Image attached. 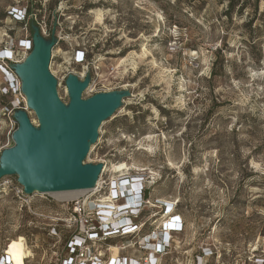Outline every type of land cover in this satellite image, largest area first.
Instances as JSON below:
<instances>
[{"label":"rangeland","instance_id":"1","mask_svg":"<svg viewBox=\"0 0 264 264\" xmlns=\"http://www.w3.org/2000/svg\"><path fill=\"white\" fill-rule=\"evenodd\" d=\"M29 1L0 0V19ZM230 3L237 6L227 14ZM50 21L61 42L50 72L64 103L63 78L83 73L73 64L79 47L100 66L83 98L128 95L84 162L106 168L104 190L90 199L106 197L124 177L146 186L155 231L170 222L164 206H171L182 233L165 264H199L200 252L213 249L219 264L264 263V0H58ZM6 26L0 22L3 42ZM121 163L128 170L112 174ZM56 194L33 196L37 215L3 197L0 245L11 241L13 264L27 258L20 237L32 253L26 264H58L62 242L46 226L67 202Z\"/></svg>","mask_w":264,"mask_h":264},{"label":"built area","instance_id":"2","mask_svg":"<svg viewBox=\"0 0 264 264\" xmlns=\"http://www.w3.org/2000/svg\"><path fill=\"white\" fill-rule=\"evenodd\" d=\"M8 15L25 25L22 29V39L16 41L8 28L12 19L8 18L5 22L9 23V26L5 27V33L10 36V39L6 42L0 40V96L9 97L11 100L9 105L0 102V158L4 150L14 145L12 137L18 129V123L14 117L17 111L26 112L31 123L38 126L34 114L28 107L27 98L22 90V82L14 70L15 66L25 62L32 51L29 25L31 27L33 24L36 25L45 39H50L53 30H50L44 18L38 19L34 14L28 15L26 9L16 7L12 12H8ZM60 43L57 40V46ZM54 58L53 50L51 63ZM73 64L83 70V73L75 74L81 81L90 75L91 79L87 88L89 89L94 80L100 76L98 72L100 66L89 58L87 49L80 47L77 49ZM67 77L63 78L64 82ZM57 82L59 88L61 82L58 80ZM105 170L102 171L94 189L86 191L81 197L63 203L61 214L52 221V224L46 225L49 228L47 235L52 239H57L59 243L62 239L57 230L62 229L69 235L65 244L67 255L62 257L63 253H60L58 264H165L164 258L173 253L175 234L182 233L180 216L174 213L171 206L165 205V213L170 222L161 231L149 229L153 217L149 216L148 221H146L147 218L140 219L142 211L148 206L145 200L147 187L141 188L136 184L133 186L131 179L127 177L120 179L119 182L114 181L106 197L98 200L90 199V197L100 195L104 190L102 180ZM137 191H140L141 198L135 197L134 193ZM34 195H26L16 177L0 180V208L3 197L11 196L21 211L25 210L37 215L32 209ZM158 212L162 211L155 213ZM150 236L155 237L153 241L156 244L150 245L152 248L148 249L147 239ZM115 240L117 242L112 243ZM10 242L0 245V264H13L12 257L8 253ZM24 243L27 248L25 238ZM130 250L144 251L148 257L144 261L139 260L129 256ZM212 255L213 250H210L209 254L202 251V254L198 256L199 264H203V260ZM218 256L219 254L216 257ZM28 259H24L25 264ZM216 264L219 263L216 261Z\"/></svg>","mask_w":264,"mask_h":264},{"label":"water","instance_id":"3","mask_svg":"<svg viewBox=\"0 0 264 264\" xmlns=\"http://www.w3.org/2000/svg\"><path fill=\"white\" fill-rule=\"evenodd\" d=\"M55 31L54 27L50 39H45L33 24L32 51L24 63L14 67L38 126L26 112L15 113L18 129L12 137L13 147L1 154L0 180L16 177L28 196L94 189L106 168L84 162L103 123L121 109L128 96L106 92L83 99L90 75L84 81L69 75L65 81L69 102L64 103L50 72L57 47Z\"/></svg>","mask_w":264,"mask_h":264},{"label":"trees","instance_id":"4","mask_svg":"<svg viewBox=\"0 0 264 264\" xmlns=\"http://www.w3.org/2000/svg\"><path fill=\"white\" fill-rule=\"evenodd\" d=\"M57 1L58 0H50V3L47 5L44 3V0H30L26 5L24 4L23 6H18L17 8L18 9H26V12L28 15L34 14L37 16L38 19L44 18L46 21V24L48 25V27L51 30L52 25H51L50 19H51L53 11L55 10V6L57 4ZM236 6H237V4L230 3L227 14H230V12H232ZM88 10H90V9H88ZM47 13H49L48 17L46 16ZM8 18L12 19V17H10L8 15V13H5V15H3L2 19H0V22L6 21ZM24 25H25V23L18 21V20H15V19H12L11 25L8 28L10 29V31H11V33L14 36L16 41H20L22 39V29H23ZM29 30H30L31 38H32L33 32H32V27L30 25H29ZM217 61H218V59H216L215 64L217 63ZM10 101L11 100L9 97H1L0 96V102L3 104L9 105ZM149 212H150V210L148 209V207H145L141 213L140 219L147 218L146 221H148L150 219L149 218V216H150ZM154 212H157V211H154ZM57 231H58L59 236L62 239V247L60 248V252L63 253L62 257H64L67 255V252L65 250V244H66V241L68 240L69 235L67 234V232L63 231L62 229H59ZM180 234L181 233L175 234V236L180 235ZM115 242H117V241L116 240L112 241V243H115ZM201 254H202V251L200 252V255ZM217 254H218V252H216V250L213 249V255L211 257L205 258L203 260V264H216ZM174 256H175L174 253L167 255L164 258V260H165L164 262L166 263V262L170 261Z\"/></svg>","mask_w":264,"mask_h":264},{"label":"bare ground","instance_id":"5","mask_svg":"<svg viewBox=\"0 0 264 264\" xmlns=\"http://www.w3.org/2000/svg\"><path fill=\"white\" fill-rule=\"evenodd\" d=\"M97 21L102 22L103 20V12L101 11H97ZM129 59L128 57L126 58H121L120 59V63L121 64H125L126 62H128ZM128 170V166L125 163H121L118 165H113L110 169V172L114 175L119 174V173H125ZM86 191H71V192H61L56 194V199L58 198L59 200H66L69 201L71 199L74 198H78L79 196L85 194ZM57 199V200H58ZM19 243L22 245V252L23 254L28 258L32 255L31 251L29 249L26 248V245L24 243V238L20 237L19 239Z\"/></svg>","mask_w":264,"mask_h":264}]
</instances>
